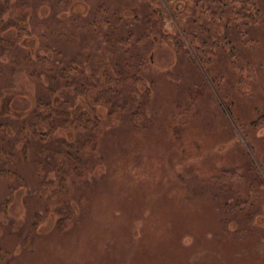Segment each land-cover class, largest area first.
<instances>
[{"label": "rangeland", "instance_id": "374dc122", "mask_svg": "<svg viewBox=\"0 0 264 264\" xmlns=\"http://www.w3.org/2000/svg\"><path fill=\"white\" fill-rule=\"evenodd\" d=\"M103 1L125 16L140 11L136 0H25V7L19 0H0V7L8 4L6 16L25 21L27 31L14 46L7 42L14 39V29L0 38V124L14 140L15 122L41 96L27 73L11 64L14 55L52 57L54 49L69 54L82 51L91 56L88 74L96 71L101 79L112 74L113 61L93 53L95 45L86 44L83 36H69L71 28L66 27L71 16L85 17ZM259 5L264 13V0ZM166 26L170 31L171 23ZM226 28L212 26V36L232 37L241 60L231 71L225 67L224 56L220 66L231 78L218 84L197 63L181 61L169 45L155 42L142 77L141 90L151 88V97L146 108L149 122L141 133L129 125L134 105L127 109L125 120L116 123L108 119L106 108L67 91L64 97H70L66 99L72 109L86 110L104 124L97 149L101 162L88 174L89 185L81 188L87 197L84 207L79 209L75 199L71 201L79 225L70 230H58L61 214L52 207L56 202H42L52 189L41 188L34 161L40 158L45 165L52 159L34 146L30 136L25 143L16 141V173L24 183L10 192L0 173V249L6 262L264 264V200L260 199L264 187L250 186L252 169H246V164L253 163L264 183V23L248 31L246 39H255L250 43ZM190 88L196 95L193 105H187L190 99L185 97ZM52 137L72 136L59 130ZM24 147L26 158L21 154ZM233 168L241 195L230 201L250 205L253 215L248 227L256 235L243 238L247 243L238 246L215 239L221 225L219 208L204 198L189 207L182 181L190 176L208 179ZM45 177L55 179L50 171ZM44 204L52 209L46 212ZM238 226L247 225L242 218L227 224L232 232ZM227 238L232 242L231 236Z\"/></svg>", "mask_w": 264, "mask_h": 264}, {"label": "trees", "instance_id": "16d2710c", "mask_svg": "<svg viewBox=\"0 0 264 264\" xmlns=\"http://www.w3.org/2000/svg\"><path fill=\"white\" fill-rule=\"evenodd\" d=\"M19 1L25 7V0ZM136 1L140 6L137 14L125 16L118 8L103 1L85 17L71 16L66 23V27L71 28L69 36L80 39L83 36L86 44L95 45L93 53L113 61L112 74L106 73L104 79L98 77L96 71L87 73L86 66L91 56L82 51L69 54L54 49L52 57H32L31 53H26L22 57L14 55L11 59L13 66L23 69L36 83L41 96L36 98L34 108L15 122L16 140L6 132L4 124H0V173L10 192L24 183V179L16 173V141L25 143L30 136L34 146H39V150L52 159L45 166L37 158L34 165L37 176L42 179L41 188L52 189L42 202L47 205L56 202L52 207L61 214L57 221L61 232L79 225V215L71 201L75 199L79 209L86 203L87 197L81 188L89 185L88 174L101 162L97 149L104 134V124L96 115L71 108L72 104L67 100L69 96L67 99L64 97L67 91L79 98L92 99L94 104L106 108L108 119L116 123L125 120L127 109L134 105L128 121L134 131L141 133L149 122L146 108L151 97V88L141 90L142 77L150 62L148 52L156 41L169 45L181 61L185 59L197 63L204 74L218 84L225 78H231L222 71L224 67L221 68L220 62L226 57L225 67L233 71L241 58L233 46L232 37L212 36V26L224 25L226 29L236 30L245 43H250L255 39H246L248 31L264 23L259 0ZM7 5L5 2L0 7V38L6 30L14 29V39L7 41L14 46L27 31L25 21L6 16ZM168 22L171 23L170 31L166 26ZM139 94L140 98H136ZM185 97L190 99L187 105H193L196 95L191 88ZM59 130L69 132L72 137L53 139L52 136ZM25 150L26 147L21 148L24 158L27 157ZM251 166L246 164L247 171L252 169L248 184L264 187L263 181L256 176V166L253 163ZM48 171L55 175V179L46 180ZM236 175L237 169L233 168L211 174L208 179L190 176L182 181L189 207L196 204L198 198H204L213 207L219 208L216 213L221 215V225L215 239L241 245L247 243L243 238L252 234L254 239L256 235L248 227L253 215L250 205L246 207L245 201H230L231 197L232 200L240 199L241 195L234 184ZM256 191L260 192L259 189ZM261 193L260 199L264 200V193ZM46 204L43 207L48 212L52 208ZM240 218L247 226H238L236 231H230L228 222ZM226 234L231 236L232 242ZM5 258L6 254L0 249V262L9 264Z\"/></svg>", "mask_w": 264, "mask_h": 264}]
</instances>
